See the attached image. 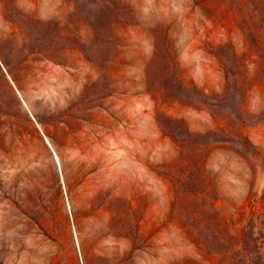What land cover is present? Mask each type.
<instances>
[{
	"label": "rangeland",
	"instance_id": "1",
	"mask_svg": "<svg viewBox=\"0 0 264 264\" xmlns=\"http://www.w3.org/2000/svg\"><path fill=\"white\" fill-rule=\"evenodd\" d=\"M9 2L24 31L55 43L33 80L7 76L27 127L0 142V264H182L200 259L199 241L218 249L216 225L231 229L234 207L264 190V166L244 155L264 164V90L244 95L224 74L245 50L225 2ZM9 30L0 17V38ZM239 114L244 145L228 125ZM60 115L74 126L54 144ZM183 140L202 147L195 167ZM120 197L128 238L113 219Z\"/></svg>",
	"mask_w": 264,
	"mask_h": 264
},
{
	"label": "trees",
	"instance_id": "2",
	"mask_svg": "<svg viewBox=\"0 0 264 264\" xmlns=\"http://www.w3.org/2000/svg\"><path fill=\"white\" fill-rule=\"evenodd\" d=\"M223 1L231 16V24L243 37L245 49L239 59L241 65L234 70L228 67V60L224 63L219 59L224 63V74L230 76L232 85L237 84L243 89L244 95L255 86L264 90V0ZM11 9L9 0H0V17L10 29L0 38V142L3 143L8 138L9 144L14 141L22 142L27 126L13 111L9 101L13 91L7 76L17 85L33 80L38 69L37 63L54 58L51 52L55 43L54 40L32 36L24 31L22 23L12 18ZM220 47L223 46L219 45L218 48ZM247 65L251 66L247 68ZM25 117L27 125L37 133L34 124L38 117L35 120L28 114ZM237 120H240V114L229 116V131L237 137L239 144L244 145L245 137L239 129H235ZM50 125L54 127L51 141L59 144L71 136L74 122L60 115L54 117ZM182 144L188 166L195 167L201 155V145L188 140H183ZM244 155L249 161H253L254 171L258 166H264L256 151L246 152ZM187 179L193 182L194 172L191 171ZM45 182L48 181H40L42 188H48ZM117 201L122 203L120 209H114L117 235L128 238L133 231L130 202L122 197L117 198ZM231 225L232 228H228L226 232L220 223L216 225L215 241L220 245L218 249H212L207 243L199 241L200 259L182 264H264V190L261 196L249 193L242 205L234 207Z\"/></svg>",
	"mask_w": 264,
	"mask_h": 264
}]
</instances>
